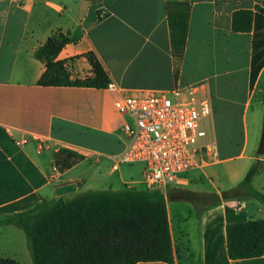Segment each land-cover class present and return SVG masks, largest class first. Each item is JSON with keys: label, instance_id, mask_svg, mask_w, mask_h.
<instances>
[{"label": "crops", "instance_id": "crops-1", "mask_svg": "<svg viewBox=\"0 0 264 264\" xmlns=\"http://www.w3.org/2000/svg\"><path fill=\"white\" fill-rule=\"evenodd\" d=\"M238 10L255 11L250 33L233 32ZM59 30L71 39L58 56L71 78L94 77L87 58L93 53L119 92L38 84L46 65L36 51ZM187 85L203 87L211 99V150L202 168L164 193L174 264H264V256L232 260L227 249L229 223L264 219V201L248 196L264 194V153L257 151L264 113V0H0V220L44 201L72 199L81 189L58 196L64 185L90 182L92 190L113 191L110 179L118 171L112 166L124 149L125 119L115 108L119 94L140 97ZM62 149L84 160L52 175ZM236 162L224 175L217 170ZM252 162L260 169L241 188ZM86 163L89 176L73 174ZM187 199L194 210L183 207ZM19 230L0 226V247L5 239L13 250H0V257L21 264Z\"/></svg>", "mask_w": 264, "mask_h": 264}, {"label": "trees", "instance_id": "trees-1", "mask_svg": "<svg viewBox=\"0 0 264 264\" xmlns=\"http://www.w3.org/2000/svg\"><path fill=\"white\" fill-rule=\"evenodd\" d=\"M263 12L260 7L256 8ZM254 10H238L232 16L235 33H250ZM71 41L59 30L36 51L46 65L39 80L43 87H88L108 89L111 78L99 58L87 54L94 77L71 78L65 62L58 60ZM84 157L62 149L54 164L66 172ZM255 164L239 187H249L258 172ZM248 196L264 201V194L250 191ZM14 225L26 235L34 264H138L175 263L167 202L161 191L126 186L120 191L90 190L72 199L44 201L36 208L0 220V226ZM227 249L232 260L264 256V219L227 225ZM0 264H19L0 257Z\"/></svg>", "mask_w": 264, "mask_h": 264}, {"label": "built area", "instance_id": "built-area-1", "mask_svg": "<svg viewBox=\"0 0 264 264\" xmlns=\"http://www.w3.org/2000/svg\"><path fill=\"white\" fill-rule=\"evenodd\" d=\"M109 88L119 92L116 85ZM115 108L125 121L124 149L115 158L113 171L123 164L143 163L146 189L164 194L181 185L189 172L205 165L211 150L206 122L213 110L203 87L187 85L140 97L122 92ZM58 171L54 164L52 175Z\"/></svg>", "mask_w": 264, "mask_h": 264}, {"label": "rangeland", "instance_id": "rangeland-1", "mask_svg": "<svg viewBox=\"0 0 264 264\" xmlns=\"http://www.w3.org/2000/svg\"><path fill=\"white\" fill-rule=\"evenodd\" d=\"M263 127H264V113L262 116V128H261L260 140H259V143L257 145V151L260 148V142H261L262 134H263ZM120 134H121V137L124 138L123 131H121ZM254 163H256V162H252L250 169L255 165ZM239 164H240V162L239 163L236 162V163L225 164L222 166H218L217 170L219 173L224 175L226 172H229L234 166L236 167ZM144 168H145V165L143 163L123 164L121 166L120 170L112 176V179H110L109 185L114 188L113 191H115V192L120 191L121 189H123L126 186L136 188V189L145 187L144 184L142 183ZM90 171H91L90 163H86L83 166L74 170L73 174H75L76 176H79L82 173H84L85 177H87V176H89ZM248 172H249V170L246 173H244L243 177L239 181V185L241 184L240 182H242L245 179ZM193 174H195V173H193ZM204 183H205V185L209 186L210 182H208V180L204 179ZM214 184L216 186L218 185L217 179L216 180L214 179ZM92 187H93L92 183H90V182L83 183V185H81V189L77 193V195L83 194L85 192L92 190L91 189ZM100 190H106V189H100ZM252 199H254V198H252ZM243 200H246V198ZM182 203L184 204L183 207L185 209L190 208V210H194V203L191 200L187 199V200L182 201ZM19 233H20V235H22V239L20 236V242L19 243L17 242V246H18L17 249L21 250V251H18V253H19L18 258H19L21 264H34L31 252H30L29 247H28L26 235L22 230H19ZM4 235L7 237L8 235H11V233L6 232ZM1 243H2L1 244L2 247H0V250H4V249L7 250L8 249L7 253L13 252L12 248H6V246H5L6 240L5 239H2ZM8 246H10V245H8Z\"/></svg>", "mask_w": 264, "mask_h": 264}, {"label": "water", "instance_id": "water-1", "mask_svg": "<svg viewBox=\"0 0 264 264\" xmlns=\"http://www.w3.org/2000/svg\"><path fill=\"white\" fill-rule=\"evenodd\" d=\"M90 1H95V0H90ZM259 153L260 154L264 153V127H263V134H262ZM80 186H81V183H72V184L64 185V186L57 188L56 193L58 196H63V195L77 191V188Z\"/></svg>", "mask_w": 264, "mask_h": 264}]
</instances>
